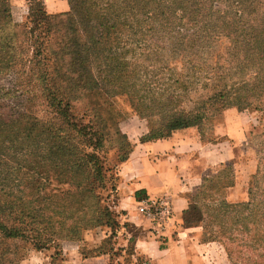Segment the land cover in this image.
<instances>
[{"label": "trees", "instance_id": "1", "mask_svg": "<svg viewBox=\"0 0 264 264\" xmlns=\"http://www.w3.org/2000/svg\"><path fill=\"white\" fill-rule=\"evenodd\" d=\"M221 1L230 9L221 12L216 0H69V11L59 15L32 8L35 26L21 28L10 0H0V72L13 67L22 52L21 37L28 39L31 62L40 59L48 69L41 79L51 108L48 117L27 106L0 115V264H19L21 251L28 248L55 246L62 252L64 241L82 243L86 232L103 225L113 233L102 243L113 241L121 221L105 205L108 197L98 192L113 179L97 154L106 133L98 128L103 116L92 98L126 94L140 118L150 123L154 109L168 110L194 90L226 82L207 100L211 108L204 102L175 111L165 130L152 135L151 129L142 141L194 127L229 101L244 103V108L260 102L264 109V0ZM224 36L231 42L230 56L213 62ZM82 98L91 100L79 118L75 110ZM220 98L222 106H216ZM88 107L95 111L93 118ZM85 117L91 118L87 124ZM252 143L258 169L248 200L224 199L223 191L233 183L228 166L195 194L198 203L185 213V223L203 224L207 239L219 241L231 261L234 245L241 242L254 243L256 251L261 246L257 256L255 251L247 257L264 261V133L254 135ZM34 165L39 168L33 177L22 174ZM50 168L61 186L53 188ZM136 235L129 239L131 254Z\"/></svg>", "mask_w": 264, "mask_h": 264}, {"label": "crops", "instance_id": "2", "mask_svg": "<svg viewBox=\"0 0 264 264\" xmlns=\"http://www.w3.org/2000/svg\"><path fill=\"white\" fill-rule=\"evenodd\" d=\"M48 3L54 13L70 9L68 0ZM261 123V115L255 112L229 110L211 138L204 139L197 128L190 127L168 137L142 141L148 132L146 122L137 116L126 122L124 132L133 147L128 159L119 166L112 206L124 226L130 224L137 232L132 255L136 261L226 264L223 245L207 239L203 224L187 225L185 213L194 201L198 203L195 194L228 166L233 171V183L223 191L224 199L229 203L248 200L250 183L258 169L257 155L251 149L252 138L261 131ZM146 197L171 200L174 218L164 231H154L151 221L138 212L139 201ZM132 236L122 235V248L128 247ZM76 244L63 243V264H115L108 254L83 257Z\"/></svg>", "mask_w": 264, "mask_h": 264}, {"label": "rangeland", "instance_id": "3", "mask_svg": "<svg viewBox=\"0 0 264 264\" xmlns=\"http://www.w3.org/2000/svg\"><path fill=\"white\" fill-rule=\"evenodd\" d=\"M10 2L12 7L13 19L16 23L22 25L21 28H29L30 26H35V22L31 17L32 8L36 11L45 9V11L50 14L59 15L62 13L61 11H57V13L53 12L54 9L48 3L50 2V0H10ZM216 3V6L221 12L230 9L221 0H216ZM233 14L234 13L232 12L229 13L230 16H233ZM41 33L42 30L38 27L37 34ZM20 42L21 44L19 45L22 52L19 56L18 61L13 65L12 68L0 72V115L8 117L13 112H16L18 110L24 111V108L27 106L29 110L37 112L39 116H44L46 115V113L51 111L49 102L46 100V83L43 79H41L42 74H44L48 69H46V65L43 63V61L38 62L40 59H38L36 62H31L33 61V54L28 39L24 40V38L21 37ZM230 51L231 42L227 37L224 36L218 43V54H214V56H212V61H227L230 56ZM138 56L140 55L138 54ZM246 79L248 80L249 76H247ZM225 83V81L219 80L215 81V83L211 86L194 90L189 93V96L184 102H181L176 107L170 106L168 110L154 109L151 113L150 123L148 120L141 118L148 125V132L145 135H147L151 129L153 130L152 135H158V132L165 130V122L174 115L175 111H179L182 109L189 111L204 102L206 104V108H211L210 105L211 103L213 104V102L210 103L207 100L214 94L216 90H218V88H221V85ZM230 87L231 85L228 86V89H230ZM81 100L82 101L78 103L77 110H75L76 113H78L77 116L79 118L83 117L84 111L87 110L85 106L89 104L91 98H82ZM92 102L94 104L93 107L95 108L97 113L103 116V121L98 122V128L99 126L104 127L103 130H105L106 133L104 146L99 149V151H97V154L100 157L102 163L106 164L107 169H111V172L108 173V176H112L113 179L107 184V190L98 192L101 196L104 197V199L108 197V200L106 199L105 205H107V207H109L114 213L117 214V211L113 209L112 205L113 201L115 200L114 197L116 196L119 179L118 166L122 158L129 151L132 144V141H130L129 139L127 140L126 138L128 137V135L124 132V127L127 121L133 119L135 116L140 118V116L131 105V101L126 94L115 96L112 98L109 96L101 95L98 98H92ZM221 102H223V99H218L217 103L219 105L216 106H222ZM229 102L231 103H226L223 106L224 110H220L219 113L213 114V117H206L202 120H198L197 125L194 126V128H197L200 132H202V134L206 138H211L215 134L217 128L223 124L225 113L229 110H238L239 112H255L259 116L261 115V131L257 133V135L264 133V109L261 107L263 105H261L260 102H256L255 104L250 106V108H244L246 104L241 102ZM88 109L89 114L92 116L91 118H93L95 111H91L90 107H88ZM209 110L210 109H208V111ZM91 118L85 117L82 122L84 124H87L88 122H90ZM101 122H103L102 125H100ZM101 127L100 129L102 130ZM251 149L252 152L256 154L254 144L251 146ZM37 167L39 168V166L37 165L28 166L23 170L22 174L25 172V176L33 177V171H35ZM54 170L55 168H50L49 172L50 174H52V176L54 174ZM53 178V182L51 183L53 188H56L58 185H60V183L56 182L59 178L58 174L54 175ZM119 220L121 221V226L119 228L117 227L114 231L115 236L113 241L111 242L102 243L103 240L107 239V236L113 233V230L107 225H103L99 228L86 232L84 241L82 243L72 240H66L64 242H71L72 244H75V246L77 245L76 243H78L80 246V253L85 258H90L92 256L98 255L97 253L100 250V252L102 253L100 255H110L111 260L115 264H145V259L136 261L132 257L133 254H131V245L128 244V247L122 248V235H127L128 237H130L132 234L136 235L137 232H135V228H132L130 224L126 223L125 227L122 220L120 218ZM261 220L262 222H264V218H262ZM253 244L254 243L249 242L248 244L245 242H241V244L239 245L235 244L233 247L232 261L229 260L227 252H225L227 258L226 264H264L263 258L247 257V254H251L253 257L256 251ZM260 248L261 246H257V251L255 253L256 256L259 253L258 250ZM123 251H126V254H124ZM21 255L22 259L19 261V264H63V261L65 262L63 251L59 252L55 246L42 251H36L34 249L28 248L24 251H21Z\"/></svg>", "mask_w": 264, "mask_h": 264}, {"label": "built area", "instance_id": "4", "mask_svg": "<svg viewBox=\"0 0 264 264\" xmlns=\"http://www.w3.org/2000/svg\"><path fill=\"white\" fill-rule=\"evenodd\" d=\"M137 210L142 216L151 221L153 230L157 232L164 231L169 227L174 218L173 204L166 197L143 198L139 201Z\"/></svg>", "mask_w": 264, "mask_h": 264}]
</instances>
